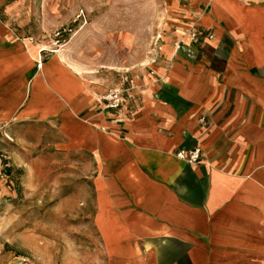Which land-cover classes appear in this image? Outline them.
Wrapping results in <instances>:
<instances>
[{
  "label": "crops",
  "instance_id": "obj_1",
  "mask_svg": "<svg viewBox=\"0 0 264 264\" xmlns=\"http://www.w3.org/2000/svg\"><path fill=\"white\" fill-rule=\"evenodd\" d=\"M34 10L0 0V128L89 154L104 264H264V0H171L167 50L182 40L186 54L151 59L117 110L101 97L121 72L94 84L58 54L42 61ZM196 147L199 162L175 157Z\"/></svg>",
  "mask_w": 264,
  "mask_h": 264
},
{
  "label": "rangeland",
  "instance_id": "obj_2",
  "mask_svg": "<svg viewBox=\"0 0 264 264\" xmlns=\"http://www.w3.org/2000/svg\"><path fill=\"white\" fill-rule=\"evenodd\" d=\"M34 7L32 22L47 26L42 61L65 51L94 84H113L127 72L137 88L156 70L151 59L186 54L182 40L167 50L171 0H34ZM62 27L70 32L55 46L53 33ZM31 130L13 135L0 128V262L104 264L91 157L58 152L55 134Z\"/></svg>",
  "mask_w": 264,
  "mask_h": 264
},
{
  "label": "built area",
  "instance_id": "obj_3",
  "mask_svg": "<svg viewBox=\"0 0 264 264\" xmlns=\"http://www.w3.org/2000/svg\"><path fill=\"white\" fill-rule=\"evenodd\" d=\"M68 32H70V29L64 27L55 30L53 33L54 45L62 46L66 42L65 38ZM194 36L195 34L192 33V38ZM208 37L211 38L212 36L209 34ZM42 50L46 51V48L44 47ZM118 85L109 88L101 97V102L105 109L117 110L121 108L125 103L128 91L134 87V81L127 72H123L120 75V83ZM175 157L187 163L199 162L200 148L196 147L188 151H178L175 153Z\"/></svg>",
  "mask_w": 264,
  "mask_h": 264
},
{
  "label": "bare ground",
  "instance_id": "obj_4",
  "mask_svg": "<svg viewBox=\"0 0 264 264\" xmlns=\"http://www.w3.org/2000/svg\"><path fill=\"white\" fill-rule=\"evenodd\" d=\"M64 52H65V51H59V52H57L58 55H57L56 57H57L58 60H62V59H63V60H66V59H67V57H66V55H65ZM62 62H64V61H62ZM62 65L65 66V67L67 66V65L65 64V62H64Z\"/></svg>",
  "mask_w": 264,
  "mask_h": 264
}]
</instances>
